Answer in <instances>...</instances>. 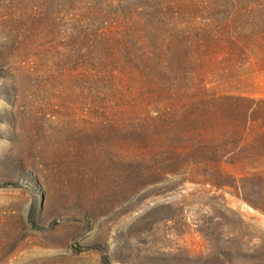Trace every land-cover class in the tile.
Here are the masks:
<instances>
[{
    "label": "rangeland",
    "instance_id": "1",
    "mask_svg": "<svg viewBox=\"0 0 264 264\" xmlns=\"http://www.w3.org/2000/svg\"><path fill=\"white\" fill-rule=\"evenodd\" d=\"M0 264H264V0H0Z\"/></svg>",
    "mask_w": 264,
    "mask_h": 264
}]
</instances>
